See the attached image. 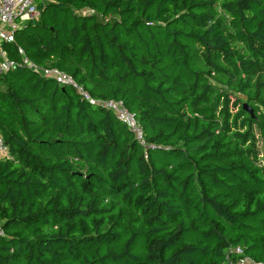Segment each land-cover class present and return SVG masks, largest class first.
<instances>
[{
  "label": "trees",
  "instance_id": "16d2710c",
  "mask_svg": "<svg viewBox=\"0 0 264 264\" xmlns=\"http://www.w3.org/2000/svg\"><path fill=\"white\" fill-rule=\"evenodd\" d=\"M38 10L3 47L0 264H223L230 247L263 262L264 0ZM23 58L123 102L147 156L111 111Z\"/></svg>",
  "mask_w": 264,
  "mask_h": 264
},
{
  "label": "built area",
  "instance_id": "2783aa9c",
  "mask_svg": "<svg viewBox=\"0 0 264 264\" xmlns=\"http://www.w3.org/2000/svg\"><path fill=\"white\" fill-rule=\"evenodd\" d=\"M49 0H0V75L6 73L15 63L8 60L7 55L3 49L4 44L11 42L18 29H20L25 22L36 19L39 16L38 6L41 2ZM19 53L23 55L22 50ZM23 64L30 69L40 73L42 76L53 79L61 87L69 86L74 88L78 94L91 104H95L102 109L111 111L115 117L124 123L128 130L133 134L135 140L142 147L147 156V151L151 146L147 143L143 128L141 127L136 115L131 112L121 101L118 100H103L94 101L85 92L82 86L77 85L73 78L58 69L49 67H39L32 64L26 58H23ZM8 147L0 136V158L7 159ZM0 235L3 231L0 229ZM223 264H264L263 262L255 261L244 254V250L240 247H230L225 256Z\"/></svg>",
  "mask_w": 264,
  "mask_h": 264
},
{
  "label": "water",
  "instance_id": "95a60500",
  "mask_svg": "<svg viewBox=\"0 0 264 264\" xmlns=\"http://www.w3.org/2000/svg\"><path fill=\"white\" fill-rule=\"evenodd\" d=\"M242 108H243V111L249 113L250 116L253 117V111L251 107H249L247 104H243Z\"/></svg>",
  "mask_w": 264,
  "mask_h": 264
},
{
  "label": "rangeland",
  "instance_id": "374dc122",
  "mask_svg": "<svg viewBox=\"0 0 264 264\" xmlns=\"http://www.w3.org/2000/svg\"><path fill=\"white\" fill-rule=\"evenodd\" d=\"M240 98H241V103L242 104H246V102H245V98H243V97H241V96H239Z\"/></svg>",
  "mask_w": 264,
  "mask_h": 264
}]
</instances>
